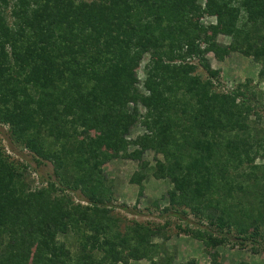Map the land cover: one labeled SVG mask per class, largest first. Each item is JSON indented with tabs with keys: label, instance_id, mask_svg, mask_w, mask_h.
Wrapping results in <instances>:
<instances>
[{
	"label": "trees",
	"instance_id": "obj_1",
	"mask_svg": "<svg viewBox=\"0 0 264 264\" xmlns=\"http://www.w3.org/2000/svg\"><path fill=\"white\" fill-rule=\"evenodd\" d=\"M234 52L264 65V0H0V125L52 168L31 188L0 148V264H175L154 242L166 222L123 230L112 215L104 164L146 152L160 157L151 177L172 187L163 213L212 227L184 230L213 250L212 264L229 243L257 254L263 93L251 81L226 91L205 58ZM139 103L148 133L130 143ZM143 167L130 179L140 191ZM69 235L74 247L59 238Z\"/></svg>",
	"mask_w": 264,
	"mask_h": 264
},
{
	"label": "rangeland",
	"instance_id": "obj_2",
	"mask_svg": "<svg viewBox=\"0 0 264 264\" xmlns=\"http://www.w3.org/2000/svg\"><path fill=\"white\" fill-rule=\"evenodd\" d=\"M201 22L205 27L217 24V20L214 17L210 19L209 17H203ZM217 42L228 45L230 38L219 36ZM205 58L210 63L212 69L219 72L218 81L226 91L231 90L237 84L251 81L253 89L263 93L264 97V78L258 75L264 69V65L254 62L252 58L245 57L239 52L230 53L222 61L216 59L213 54H208ZM189 61L193 63L198 62L197 59ZM146 62L147 58L140 63L137 69L140 80L144 79V66ZM197 74L203 78L206 77L201 68L198 69ZM136 108L138 110L137 122L131 126L128 134L125 136L126 140L130 143L148 133L142 124L146 108L140 103L136 105ZM259 114L264 116V110L259 109ZM0 148L18 165L20 171L24 170L25 180H27L31 188L40 187L42 180L52 176L51 165H37L28 151L11 141L7 128L1 125ZM127 150L130 153L139 150V148L130 145ZM159 158L151 152H146L140 159L135 160L123 158L119 154L117 158L104 164L102 169L107 176V183L111 188L112 215L118 219L120 229L123 230L126 226H132L133 222L143 224L154 223L156 225H163L166 222L167 226L162 231L163 236L156 238L154 242L163 246L164 250L174 257L175 264H186L189 261L192 264H212L210 253L213 250L207 251L202 242L194 240L190 236V233L184 232L185 228H187L186 225L189 230H197L196 227L203 230V227H209V223L202 222V225H199L198 219L192 214H188L187 217L182 218L167 212L163 213L164 209L168 207V191L172 187L168 180H156L151 177L152 168ZM143 166L146 167L147 170H145L149 177L144 181V187L140 191L138 185L130 183V179ZM73 198L76 200V197ZM59 238L61 241L74 247L75 240L73 236L69 235L67 238ZM251 245L248 243L242 249L233 246L232 243L224 247H218L215 250L218 253L216 264H264V251H261L264 248V244L262 247H258L259 251L257 254L251 252ZM26 264H31V262L29 261ZM128 264L150 263L142 260L130 261Z\"/></svg>",
	"mask_w": 264,
	"mask_h": 264
}]
</instances>
